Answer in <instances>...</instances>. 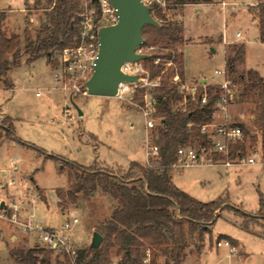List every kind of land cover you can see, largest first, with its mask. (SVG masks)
Masks as SVG:
<instances>
[{
	"label": "rangeland",
	"instance_id": "374dc122",
	"mask_svg": "<svg viewBox=\"0 0 264 264\" xmlns=\"http://www.w3.org/2000/svg\"><path fill=\"white\" fill-rule=\"evenodd\" d=\"M255 3L256 0H214L213 3H199L197 6H203L202 10L196 11L193 6H175L168 1L159 20L182 28L180 36L183 41L174 43V47L183 56L179 57L181 63L168 65L162 61L166 68L160 72L161 84L165 81L174 83L171 73L175 69L178 73L183 72L182 78L189 82L205 78L207 89L220 86L224 76L216 74L215 70L226 67V49L229 58L234 55L237 45L242 44L246 46L247 65L264 73V42L260 40L257 21L249 12V7ZM47 6V0H0V13L6 14L4 30L7 35H20L23 48L26 44L25 30L30 36H35L45 25ZM83 12L97 17L98 4L93 0H81ZM238 32H241V37ZM150 33L144 34V38L151 39ZM158 44V51L167 50L162 48L165 40ZM155 53L151 55L154 57ZM59 58L58 53L55 60L41 57L29 63L24 55L22 63L7 75L15 85L14 90L0 82V127L10 118L18 137L7 138V142L0 145V174L9 175L7 168L12 160L18 164V170L13 172L14 184L9 185L5 181L0 184V202L4 201L8 206L18 204L21 223L31 219L35 224L55 230L62 229L66 219L78 217L79 222L73 226L71 235L75 246L81 250L89 247L93 232L108 217L113 199L98 189L89 200L83 194L79 195L77 203L66 200V208L62 209L56 190L68 188L73 180L75 170L71 162L86 168L95 164L93 167L96 169L124 176L132 160L144 163V144L147 138L158 143L159 126L146 128L137 105L139 98L130 102L117 97L73 95L61 89V83L55 79ZM148 61L146 59V64ZM247 70L245 56L235 62L233 69L226 68L227 76L237 89V97L228 106L227 114L229 120L245 126L247 145L250 151H255L262 144L255 124L259 105L241 101L240 95L245 87ZM75 104L83 115L78 113ZM67 111L69 113L65 115ZM223 120L224 113H221L209 123ZM1 136L6 137L2 128ZM192 144L200 145L198 139ZM159 161L152 160L155 168H160ZM174 181L199 200L228 197L249 213H257L259 194L264 196L262 154L258 163L253 165H203L175 169ZM25 203L29 206L26 207ZM6 214L10 216L11 211ZM241 221L242 218L233 211L223 210L211 232L206 234L201 251L197 250V240L189 235L187 258L183 264H264V237L261 235L264 229L253 225L246 230L240 226ZM21 223L0 217V264H21L11 257L12 248H29L37 244L46 248L34 234L26 233ZM221 234L237 240V243H231L236 246L235 252H231L229 245L218 246L219 240H223L220 239ZM58 254L54 252L53 262ZM121 256L113 249V261ZM60 258L63 259L62 255ZM167 260L159 252L156 264H166Z\"/></svg>",
	"mask_w": 264,
	"mask_h": 264
},
{
	"label": "trees",
	"instance_id": "16d2710c",
	"mask_svg": "<svg viewBox=\"0 0 264 264\" xmlns=\"http://www.w3.org/2000/svg\"><path fill=\"white\" fill-rule=\"evenodd\" d=\"M47 21L44 26L30 36L25 30L26 44L21 48L20 35H7L4 30L5 12L0 13V82L13 87V83L7 79V75L22 63L26 55L27 62H33L41 57L55 60V56L66 47L76 46L79 42L81 29V0H47ZM98 4V0H93ZM175 6L187 4L213 3L214 0H167ZM99 7V6H98ZM153 16L159 21L158 26L147 25L143 29V35L151 32V39H145L148 45H159L165 40L167 49L165 52L154 51V55L148 58L152 77L160 76L165 66L155 64L154 58L161 56L165 61L171 60L173 64L181 63L174 43L182 42L180 36L182 28L175 27L171 23H163L159 20L162 16L161 7L151 8ZM253 19L257 21L260 40L264 42V0H256L249 7ZM100 14V10H99ZM177 30V31H176ZM237 50L232 57H227L226 68L234 67L236 61L243 60L245 56V44L237 45ZM179 74L172 70L171 76ZM245 87L240 94L243 102L258 103L255 112V124L260 131L262 139V161L264 162V78L254 69H248ZM210 95L208 104L202 105L200 100H189L185 106H179L182 96L175 83L163 82L157 88L158 115L162 113L159 125L161 168H153L132 161L124 176L109 171L99 170L93 167L86 168L77 163L72 164L75 170L68 188H57L56 193L62 209L66 208V200L77 203L79 195L90 199L100 189L115 203L110 215L96 228L103 236V242L96 250L89 247L77 250L75 256L70 257L59 250L48 249L35 245L33 247H18L10 250L11 257L21 264H112V251L121 254V264H142L143 257L149 249L152 254V264H156L159 252L168 260L166 264H183L187 258L186 247L188 236L197 240V250L203 249L206 234H209L215 225L220 213L228 209L242 218L240 226L250 230L253 225L264 229V196L259 194L257 213H249L241 205L232 203L228 197H220L216 200L202 201L182 190L174 182V168L172 164L176 159V150L180 144H192L196 139L200 145L210 146L207 135L201 131V127L209 123L213 118V104L220 97V86H209ZM192 124V126H189ZM245 130V126L240 124ZM6 138L18 139L13 122L8 118L3 127ZM246 131V130H245ZM247 138V136H246ZM191 139V140H190ZM23 144L32 146L26 142ZM193 145V144H192ZM245 144L235 146L237 150H243ZM264 237V232L261 233ZM227 239L231 243L237 240L228 235L221 234L220 239ZM220 241V240H219ZM59 254L53 262L54 252ZM62 255L63 259L60 258Z\"/></svg>",
	"mask_w": 264,
	"mask_h": 264
},
{
	"label": "built area",
	"instance_id": "2783aa9c",
	"mask_svg": "<svg viewBox=\"0 0 264 264\" xmlns=\"http://www.w3.org/2000/svg\"><path fill=\"white\" fill-rule=\"evenodd\" d=\"M145 4L152 7H161L164 11L167 6V0H142ZM100 14L95 17L93 13H81V29L79 42L76 46L66 47L60 53L59 65L55 69V79L61 83V89L72 93L87 94L86 82L92 76L96 60L100 51L99 30L102 26L115 24L118 22L116 8L109 0H98ZM158 46L148 45L145 43L137 47L136 53L147 54L151 57V53L156 51ZM165 60L161 56L154 58L155 64H162ZM146 59L139 61H127L122 65V71L129 76H137V81H124L119 84L118 93L115 97L123 101H135L139 98L138 107L143 115L144 123L147 129L156 128L161 124V117L158 115V98L157 88L160 86V76L152 77L151 70L146 64ZM168 65L173 64L171 60L166 62ZM166 68V65H165ZM215 73L223 75L224 80L220 87L222 92L220 97L213 104V118L219 117L224 113L222 122L206 123L201 127V131L207 135L210 140V146L192 145L190 143L180 144L176 150V159L172 164L175 169H184L196 166H226L234 167L241 165H253L258 163V159L262 154V147H257V150L250 151L247 145L246 133L239 123L229 120L228 106L237 97V89L234 82L227 76L226 68L216 69ZM174 83L182 96L180 106H185L189 101L200 100L202 105L208 104L210 95L207 91L206 81L199 80L197 82H189L184 80L179 74L173 77ZM37 94H40L39 92ZM138 96V97H137ZM69 111L66 112L67 115ZM192 126V124H189ZM245 144L243 150L235 149L237 144ZM144 164L153 167L152 160L160 157V146L158 143H153L147 138L144 144ZM159 161V162H160ZM161 164V163H160ZM162 165L160 166V168ZM4 202V201H2ZM0 202V217L6 218L14 223H21L18 220V212L20 207L13 203L11 206L6 205L1 207ZM11 211L8 216L7 211ZM79 222L78 217L71 220L66 219L63 227L60 230H55L46 227H37L32 222L21 223L24 229L35 230L37 232L39 243L44 244L48 249L59 250L62 253L73 257L77 253L74 239L71 235L73 226ZM1 235V231H0ZM226 244L231 246V252H235V247L227 239L218 242V246ZM112 264H121L119 259L113 261ZM142 264H152V254L148 249L143 257Z\"/></svg>",
	"mask_w": 264,
	"mask_h": 264
},
{
	"label": "water",
	"instance_id": "95a60500",
	"mask_svg": "<svg viewBox=\"0 0 264 264\" xmlns=\"http://www.w3.org/2000/svg\"><path fill=\"white\" fill-rule=\"evenodd\" d=\"M109 1L117 10L118 22L102 26L99 30V55L94 72L85 84L88 95L115 97L121 82L137 81V76L123 73L122 65L127 61H139L150 57L147 54L136 53V49L146 41L143 35L144 27L160 24L153 16L150 6L142 0ZM75 107L78 113L83 115V111L76 104ZM1 207H4V202L1 203ZM103 239L102 234L94 231L89 249H98Z\"/></svg>",
	"mask_w": 264,
	"mask_h": 264
},
{
	"label": "crops",
	"instance_id": "0c3cea01",
	"mask_svg": "<svg viewBox=\"0 0 264 264\" xmlns=\"http://www.w3.org/2000/svg\"><path fill=\"white\" fill-rule=\"evenodd\" d=\"M198 4H187L186 5V8L188 7V6H193L194 7V9L196 10V11H201L202 10V7L203 6H197ZM185 8V9H186ZM185 31H186V29H185ZM237 35L239 36V37H241L242 36V34H241V32H238L237 33ZM259 36H260V32H259ZM234 42H241V41H234ZM229 43H227V45H228ZM227 47V46H226ZM226 51H227V49H226ZM226 51H225V54H226ZM226 61V60H225ZM185 63V62H184ZM245 63H246V66H247V68L248 69H254V70H256V71H258L259 72V74L264 78V73L261 71V70H259V69H255V68H253L251 65H247V51H246V46H245ZM226 68V67H225ZM219 69H223V68H219ZM200 80H205L206 81V79L205 78H203V79H200ZM14 84H13V89L12 90H14ZM7 138L5 137V136H1L0 137V145L1 144H3V143H5V142H7ZM132 161H134V160H132ZM11 166H9L8 168H7V172L9 173V175L8 176H6V175H1L0 174V184L3 182V181H5L6 183H8L9 185H13L14 184V175H13V172H15V171H17L18 170V164H16L13 160L11 161V164H10ZM175 182V181H174ZM177 185V184H176ZM9 187V186H8ZM58 201H59V198H58ZM34 202V200L32 201V203ZM60 202V201H59ZM111 202H112V210H113V208H114V206H115V203H114V201L113 200H111ZM27 205V206H26ZM25 206L26 207H28L29 206V203H25ZM260 206V205H259ZM112 210H111V212H112ZM110 212V213H111ZM64 213V212H63ZM110 213H109V215H110ZM108 215V216H109ZM27 221H31L32 222V224L34 225V226H37V227H43V226H41V225H38V224H35L31 219H27ZM27 221H25V222H27ZM23 223V222H22ZM26 231V233H30V234H34V236H35V238H36V240L39 242V240H38V236H37V232L35 231V230H32V231H27V230H25ZM1 235H2V231H1ZM235 247V249H236V246H234Z\"/></svg>",
	"mask_w": 264,
	"mask_h": 264
}]
</instances>
